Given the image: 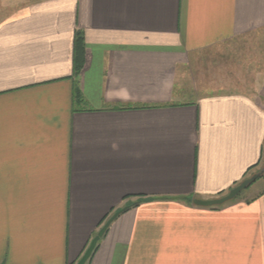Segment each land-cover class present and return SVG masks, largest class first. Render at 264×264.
<instances>
[{
  "label": "crops",
  "instance_id": "obj_1",
  "mask_svg": "<svg viewBox=\"0 0 264 264\" xmlns=\"http://www.w3.org/2000/svg\"><path fill=\"white\" fill-rule=\"evenodd\" d=\"M7 3L0 264H74L125 207L85 264H264L262 56L246 60L251 86L192 96L183 85L210 47H262L264 0ZM260 174L218 206L195 204Z\"/></svg>",
  "mask_w": 264,
  "mask_h": 264
},
{
  "label": "rangeland",
  "instance_id": "obj_2",
  "mask_svg": "<svg viewBox=\"0 0 264 264\" xmlns=\"http://www.w3.org/2000/svg\"><path fill=\"white\" fill-rule=\"evenodd\" d=\"M0 3V19H2L13 9L11 5H8L9 3L6 6L2 5V0ZM253 41L254 39L248 38L233 39L201 52L199 58L193 59L190 63V69L188 66L183 67L184 88L188 89L187 91L192 89L195 92L192 96H203L251 86L257 63L246 60L248 56L256 54V51L262 56L258 65L264 74V37L262 47L254 45ZM262 167H264V161L260 169Z\"/></svg>",
  "mask_w": 264,
  "mask_h": 264
},
{
  "label": "water",
  "instance_id": "obj_3",
  "mask_svg": "<svg viewBox=\"0 0 264 264\" xmlns=\"http://www.w3.org/2000/svg\"><path fill=\"white\" fill-rule=\"evenodd\" d=\"M256 177H257V175H253L250 178L242 181L237 186L230 189V191L222 197H219L216 199H210V200H195V204L202 205V206L220 205V204L234 198L242 189L247 187V185L249 183H251V181L256 179ZM120 211H121V209L119 211H116L115 213H113V215L102 225V227L98 230L96 235L91 239V241H90L88 247L86 248V250L84 251L83 255L74 264H85V262L89 259L90 255L92 254L98 240L103 236V234L106 231V229L108 228L110 222L120 213Z\"/></svg>",
  "mask_w": 264,
  "mask_h": 264
},
{
  "label": "trees",
  "instance_id": "obj_4",
  "mask_svg": "<svg viewBox=\"0 0 264 264\" xmlns=\"http://www.w3.org/2000/svg\"><path fill=\"white\" fill-rule=\"evenodd\" d=\"M84 60H85V49H84L83 34L80 30H76L75 38H74V54H73V71H74V74L77 75L80 72V70L82 69V67L84 65ZM250 177L251 176L245 177L242 181H244ZM259 177H261V174L257 175L256 179H258ZM254 181H255V179L253 181H251V183H249L247 186L252 184ZM232 188H230V189H232ZM230 189H229V191H230ZM238 194L236 196H238ZM215 206H218V205H215ZM126 208L127 207L122 208L120 212L124 211Z\"/></svg>",
  "mask_w": 264,
  "mask_h": 264
}]
</instances>
